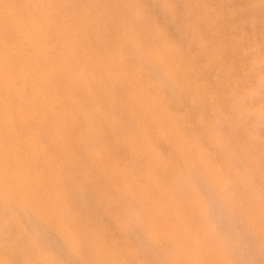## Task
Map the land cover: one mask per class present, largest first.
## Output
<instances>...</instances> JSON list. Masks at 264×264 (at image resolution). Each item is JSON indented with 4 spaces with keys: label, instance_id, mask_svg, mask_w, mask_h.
<instances>
[{
    "label": "bare ground",
    "instance_id": "bare-ground-1",
    "mask_svg": "<svg viewBox=\"0 0 264 264\" xmlns=\"http://www.w3.org/2000/svg\"><path fill=\"white\" fill-rule=\"evenodd\" d=\"M86 1H88V0H86ZM102 1L104 2V0H102ZM124 1L125 0H121L122 5L125 4ZM98 2L96 3V1H95V3L97 5H98ZM192 2H194V1H192ZM258 2H260V1H258ZM113 3H115V2H113ZM155 3H156V1H155ZM160 3H161L160 5H162V7L165 8L166 10L169 7L168 5L170 4V3L167 4L166 0H160ZM204 3H205V5L203 7H204V11H206V8L209 7L210 5H209L208 0L207 1L205 0ZM82 4H84V3H82ZM82 4H81V6H82ZM105 4L107 5V2ZM147 4H148V2H147ZM153 4H154V2H153ZM182 4H184V3H182ZM185 4H186V2H185ZM220 4L222 5V3H220ZM97 5H95V6H97ZM144 5H146V4H144ZM174 5H176V4H174ZM79 6H80V4L77 3L76 0H0V264H62L56 258L55 254H54L56 251H54V253H53V252L49 251V248H43V247L40 248L39 247L40 236H41V233H43V232L38 234L37 231H35L34 229H30L28 226H26L27 224L25 222V219H26L25 217L28 215L33 217L35 220H37L38 224L40 223V224H42V226L44 225L45 227L52 230L56 234V235L55 234L54 235L59 238V240L61 241V243H63V245H65L64 247H66V249L68 251L73 253V255L77 256L78 259L81 262H83L84 264H127L126 259H125L126 257L124 256V254L132 251V249L130 247H123L122 248V246L119 244L116 246L115 245H113V246L109 245L108 246V244L106 245L104 240H106L105 237L108 236V235L105 236V229H107V228L106 227L104 228L103 226L97 224L100 219L98 221H96L97 222L96 223L95 221L92 220V218H91V220H90V218H87L89 215L87 214L88 216L86 217V215L84 214V212L87 210H84V212H83V206L82 205H84V204H82V203L84 201L82 199H80V202L77 203L76 202V199H77L76 196H78V195H76L74 197L76 205L74 204L75 206H72L71 204L68 203V202H71V200H73V199L70 200V198H71L70 189L69 188H63V187H61V189H60V188H58L59 185L57 186V184L59 182L61 183V180L68 177V176H66V174L69 175L68 171H72L70 168L76 169L75 167L78 165V164L76 165L72 159H69L68 158L69 156L67 157V155H70V153L73 152L72 148L74 146L78 147L79 153L81 154V157H82V155H84V156H87V158L92 157L96 162L101 161L103 163V164L101 163L102 167L99 165L98 166L102 168V171L104 168V170L106 169V170H109L110 173L112 172V174L116 178L114 180L115 181L117 180V182H114L115 185H113L114 183L113 184L110 183V185H111L112 189H114V190L117 189L118 192L117 191H115V192L123 195L126 198H128L127 196H131L133 201L136 199V197H139L140 201L141 200L143 201V204L149 203V205H151L153 207L152 208L153 210L149 214L147 213L148 217L145 221L146 226H147L146 229L148 232V239L151 240L150 242H154L155 240L162 238V237L167 238V243L170 245L171 250H169L170 249L169 248V249L162 251V253L167 257L168 260L173 261L176 257H181V258H184L188 264H231V262L229 260V253L223 247L224 245L222 244V242L215 240V238H216L215 229H214L213 224L210 221L211 219L209 220V218H211V217L209 216V218H208V216L206 214L207 208H206V205H204V201L202 202L201 199H199L201 196L199 198L196 196L193 185L191 183H189L188 180H186V179L184 180L183 177H185V176H182L181 173H178L179 175H177L176 173H174L172 175L165 173L167 170L166 161H164V159H162V156L160 155V153L157 152L155 150V147L152 146V144L150 142L151 140L149 141L146 139L147 137L145 138V136H144L145 135L144 130H146V129H144L145 125L143 127L144 130L141 128L142 126L141 127L139 126L140 128H138V126L135 125L138 129L136 128V130H134V131L128 130L129 131L128 132L125 130L128 133H126L125 135L122 134V136H121V134H120V136H117V134H115L114 139L117 141L116 143L120 144L123 147V151H126V153L130 157L128 161L125 160L127 162L124 161V163H122L121 161H119L122 164H119L117 160H113L114 158L109 153L113 148L109 151V147H111V146H109V144L107 143V141L104 140L103 137H102L103 139H101V140L99 139L101 141V143H99V140H98V142H96L93 139L94 142H96V144L99 143L98 146H96L95 148H93V147L90 148L91 146H87L85 148L86 150L84 149V147L81 148L86 142H88V139H92L94 137L100 138V136H103V132H102V128H101L102 125H99V123H95L93 121L94 116H96V113L99 112V107H100L98 100L95 97L96 95L93 96V94H92V92H93L92 89H96V88H94V86L99 87L97 84L98 81L96 82V77H95L96 76L95 74L97 73L98 70L96 69L97 70L96 73L93 74V72L90 71L91 68L90 69L87 68V67H89V65H92L93 67L98 66L99 68L101 67L103 69V71L106 75H107V73L110 75V78L108 77L110 80L114 76L118 80H121V79L124 80L125 79V82H127V83L124 82L125 83L124 88H126L125 94H127L128 100L131 103V108L135 109V111H136L133 113L136 114L139 112V114L142 113L143 115H145L146 113L156 114V116H158V120H160V122H162V124H165L168 126L167 128L162 127L163 125L161 126L162 128H160L159 134H158L159 137L162 138L164 141L169 140V142L171 141V143H174V145H172V146L174 147V150L176 152L175 154H177V157L186 161L188 168H193V167L198 166V168L201 170L204 178L206 179L208 185L211 186L216 191V193L223 199L224 202L230 203L233 208H235V206H236L237 207L236 209L239 210L238 206L234 202V196L231 192L232 181L230 178H226L225 174H223V170L225 168L226 170H228V173L232 176V178L233 177H239V174H238L239 172H237V169L234 166L229 165L224 159L223 160L220 159L221 160L220 162L213 161L214 158L210 155V153L206 149L203 148V146L201 145V143L197 137H195L194 135L193 136L188 135L185 132H183V130L181 128V122L182 121L179 120L178 116H175L176 115L175 112L173 113L172 111L167 110V108L164 109V107H163L164 105L162 106L163 102L161 101V98L159 97L160 95L158 96V93H156L157 92L156 90H158L157 85H155L153 82L148 80L147 83H145L146 84L145 87L138 86V84L141 83V82H139V83L136 82V80L139 79L138 71L140 70L141 67H143L145 65V63L140 58V56L137 55L138 56L137 58H140L139 60L142 61L144 63V65L142 64L143 66L141 65L140 68H138L137 66H135L134 68L131 67L132 68L131 72L130 71L128 72V70H127L128 68L126 69V67H125V65H126L125 59H128V57H125L124 53H122L120 50V49H122V51L125 50L123 47V44L128 39L125 41L123 39L120 40L117 45H115V46L113 45L114 47H112L113 48L112 50L109 49V51H106L104 54H99L98 56L92 55L91 49H94V47H96V46L97 47L101 46V45L103 46L102 43H104L103 42L104 41V35L110 29H108L107 26H100V27L97 26L96 27L97 31L95 33H93L91 31L90 34H92V33L93 34L91 35L90 40H88V42L89 41L90 42L88 44L86 43V45H85L84 42L86 40L82 42L80 35L83 32H85L86 30H90V29H88L89 28L88 25H91L90 24L91 22H89L90 20L89 21L87 20L88 22H85V24H84V23H82L83 19H82V21H80L79 14H82V13H78L79 9L81 8V7L79 8ZM90 6H91V4H90ZM98 6H100V5H98ZM107 6L109 7V4ZM147 6L150 9V5H147ZM157 6H159V4ZM89 7L87 9H84V11L86 10V11H88V13H90L92 11V9H90ZM92 7H94V6H92ZM118 7H119L118 10H120V6H118ZM159 7H161V6H159ZM185 7H186V5H185ZM255 7H256V5H255ZM135 8L136 7H133V6L130 7L131 13L133 15L132 19L135 18L134 21L136 19L140 18V12L138 10H136ZM96 9H98V8H96ZM100 9H99V11H100ZM147 9H145V10H147ZM151 9H153V8H151ZM116 10H115V12H117ZM153 10H154L153 12H155V9H153ZM159 10H161V9H159ZM190 10H191V7H190ZM84 11H82V12H84ZM113 11H111V12H113ZM120 11H118V12H120ZM148 11H150V10H148ZM106 12H108V11H106ZM153 12H152V14H153ZM100 13H102V12H100ZM121 13L122 12H120V14ZM103 14H105V13H103ZM113 14H114V12H113ZM124 14L122 13V15H124ZM189 14H191V13H189ZM111 15H112V13H111ZM115 15H112V16H115ZM125 15L128 16V14H125ZM154 15L156 16V13ZM167 15H169V14H167ZM179 15H180V13H179ZM82 16L83 15H81V18H82ZM100 16H102V15H100ZM89 17H91V16H89ZM162 17H165V20L168 17L170 18V16H167V18H166V15H163V14H162ZM257 17H259V16H257ZM115 18H117V15L115 16ZM87 19H88V17H87ZM94 19H95V17H94ZM111 19H112V17H111ZM130 19L129 20L127 19L128 20L127 22H131ZM184 19H186V17ZM184 19H183V22H184ZM249 19H248V21H249ZM170 20H172V19H170ZM170 20L168 21V23H166V22L165 23L166 24L170 23V25H171ZM117 21L118 20H116L114 22L116 23ZM154 21H155V19H154ZM252 21H253V19H252ZM98 22H101V20H99ZM98 22H96V23L93 22V23H94V25L95 24L98 25ZM180 22H181V19H180ZM117 23H120V22H117ZM134 24H136V23H134ZM103 25H105V24H103ZM113 25L114 24H112V26ZM127 25H129V24H127ZM130 25H132V23H130ZM139 25H142V24H139ZM172 25H173V23H172ZM154 26H155V24H153V26L151 25V27H154ZM155 27H157V24ZM173 28H172V31H173ZM93 29H95V28H93ZM133 29H135V27ZM111 30H110V32H111ZM118 30H120V29H118ZM139 30H140V28H139ZM139 30H138V32H139ZM145 30H147V29H145ZM151 30H153V29H151ZM206 30H207V28H206ZM127 31H128V28H127ZM134 31L137 32L136 29ZM121 32H122V29H121ZM115 33H117V32H115ZM127 33H129V31ZM155 33H156V38H158V41L161 40L160 44L156 46L154 51L150 50L151 48L149 50H147L145 52L146 53L145 56L151 57L153 59L152 60L149 58L150 62L152 60L153 62L155 61V63L159 64L160 66L161 65L165 66V59L168 58V57L166 58L165 55L166 56L168 55L169 59H170V63H168L165 67H163L164 73H166L167 77L169 76L173 80L176 79L177 77L179 78L181 73L177 68L179 67L178 65H180V61H179L180 60L179 58L181 57L180 53L178 54L180 57L176 56L177 55V53H176L177 48H175L176 46L173 45L170 41H168L166 39L163 40V37L161 38L160 29L158 27H157V29H155ZM180 33L181 32H179V34ZM109 34H111V33H109ZM144 34H145V31H144ZM172 34H173V32H172ZM116 35H118V33ZM119 35H120V33H119ZM127 35L128 34H126V36ZM87 36H88V34H87ZM130 36H131V34H130ZM138 36H139V34H138ZM105 37H106V35H105ZM120 37H121V35H120ZM134 37H136L135 34H134ZM225 37L226 36H224V38ZM260 37H262V36H260ZM128 38H130V37H128ZM131 39H134V38L131 37ZM151 39H153V38H151ZM135 40H137V38ZM138 40H139V38H138ZM142 40H144V39H142ZM111 41H109V42H111ZM145 41H146V39H145ZM129 42H131V40ZM142 43H143V41H142ZM206 43H209V42H206ZM106 44L107 43H105V45ZM112 44H114V41ZM155 44H156V42H155ZM128 45H129L130 51H131V48H133V47L130 46L131 45L130 43ZM153 45H154V43H153ZM202 45H204V44H202ZM110 46H111V44H110ZM126 46H127V44H126ZM143 46H144V43H143ZM120 47H122V48H120ZM139 47H138V49L141 48V50H142V47H140V48ZM154 47H155V45H154ZM177 47H179V46L177 45ZM223 48H224V46H223ZM261 48H262V46H261ZM105 49L108 50V48H105ZM145 50H146V48H145ZM134 52H136V54H137V51L135 49H134ZM127 54H125V55H127ZM133 55H135V53ZM142 56L144 57V55H142ZM214 57H216V56H214ZM127 61H129V59ZM134 61H136V60L134 59ZM134 61L133 62L130 61V63L133 64ZM137 62H138V60H137ZM139 64H141V63H139ZM146 65L148 68L150 67L149 69L153 68V67H151L152 65H149V63L148 64L146 63ZM133 66H134V64H133ZM147 67H145L146 71L148 69ZM158 68H160V73H161V67H158ZM149 69H148V72H151L150 74H152L153 71H150ZM155 73H157V72H155ZM155 73H153L155 76V77L154 76L153 77L158 78L159 75H157V77H156ZM178 74H179V76H178ZM259 75H261V74H259ZM147 76H148V73H147ZM256 76H258V75H256ZM165 77H162V78L164 79ZM158 79H160V78H158ZM106 80H108V79L106 78ZM113 80L115 82L118 81V80H115L113 78L110 81L112 86L115 84V82L112 83ZM165 80L168 82V80L166 78H165ZM261 80H263V77L257 78L256 82L259 83ZM175 81L176 80H174V82ZM182 81H184V79H182ZM101 82H99V83H101ZM106 82H104V84ZM110 83H108V85H110ZM164 83L165 82L162 81L163 85H164ZM120 84H122V83H120ZM120 84H118V85H120ZM165 85L168 86L167 84H165ZM180 85H181V83H180ZM197 85H198V83H197ZM102 86L104 87V85H101V87ZM107 86H105L104 89H106ZM166 86L163 88L166 89ZM115 87L117 88V86H115ZM115 87H112V88L115 89ZM225 87H226V85H225ZM124 88H122V89H124ZM173 88H174V86L172 87V89ZM182 88H185V87L182 86ZM109 89H111L110 86H109ZM168 89L169 88L167 87V90ZM170 90H171V88L169 89V91ZM120 91L122 92V90H120ZM192 91H193V89H192ZM158 92H160V91H158ZM101 93H102V91H101ZM181 93L184 94L183 92H181ZM258 94H260V93H258ZM100 95L102 96V94H100ZM111 95L113 96L114 94H111ZM119 95H120V97H122L121 94H119ZM172 95H171V97H173ZM175 95H176V93H175ZM101 96H100V98H101ZM206 96H207V94H206ZM115 97H117L116 94H115ZM110 98H111V96H110ZM118 98H119V96H118ZM118 98H116V100ZM209 98H211V97H209ZM108 100L106 103H108ZM111 101H113V100H111ZM87 102L89 103V106H88V104L86 105ZM259 102H258V104H259ZM120 103H121V101H120ZM101 106H103V105H101ZM124 107H125V105H123V108ZM101 108L102 107H100V109ZM103 108H105V107L103 106ZM238 108H240V107H238ZM108 110H109V108H108ZM115 110L112 111L113 115H114V113L117 112ZM259 110H261V111L264 110V102L263 101L260 104ZM121 111H124V110L122 109ZM112 112H110V113H112ZM250 112H251V110H250ZM120 113H122V112H120ZM130 114H132V113H130ZM152 114H151V116H152ZM222 114H223V112H222ZM98 115H100V114H98ZM98 115L96 117L97 120H99L98 118H100V116H101L100 115L98 117ZM102 115H104L103 112H102ZM119 115H122V114H119ZM248 115H249V113H248ZM103 117L104 118L100 119L99 121L102 124L104 123L105 126H106V124L108 126H110L111 124H113L112 122H116L115 118L114 119L111 118L112 116H110L109 118H108V115L103 116ZM116 117H118V116H116ZM136 117L139 118L140 116L138 115ZM144 117H142V118H144ZM255 117H257V116H255ZM131 118H133V116H131ZM152 118H153V116H152ZM134 119H137V118H134ZM97 120H96V122H97ZM119 120H120V117H119ZM121 120H123V119H121ZM126 120H127V118L125 119V121ZM131 121H132V119H131ZM148 121L146 124H148ZM152 121H153V119H152ZM136 122H135V124H138V122L137 123ZM142 122H145V120L144 121L142 120ZM117 123H116V125H117ZM122 124H123V121H122ZM141 124H145V123H141ZM156 124L157 123H155V125ZM104 125H103V127H104ZM127 125H129V124H127ZM120 126H119V128H120ZM130 126L132 127L131 124H130ZM112 127H114V126H112ZM126 127H128V126H126ZM109 129L103 130L104 134H105V131L106 130L108 131ZM121 129H123V127H121ZM124 129H125V127H124ZM157 129H158V127H157ZM132 130H133V128H132ZM122 131L125 133L124 130H122ZM110 132H111V130H110ZM116 133H117V131H116ZM119 133H121V132H119ZM111 134L112 133H110V135ZM149 135H147V136H149ZM212 135H214L216 137H214ZM208 136L213 139L212 142L214 143V145L216 146V148L218 150L224 149V147L222 145L223 143L217 135L211 134L209 132ZM107 140H108V138H107ZM109 141H110V139H109ZM223 142H224V140H223ZM94 144L95 143H93V145ZM228 144H229V142H228ZM263 144H264V142H263ZM84 146H86V144ZM88 147L91 151L89 149H88L89 151H87ZM166 147H168V146H166ZM121 149H120V151H122ZM250 149H251V147H250ZM163 150H162V152H163ZM117 151H119V150H117ZM259 153H260L259 161L261 163L260 165H262V164L264 165V151L261 150ZM143 154H145V156H146V154L149 155V157H151V162L149 161L150 163L145 164V166L143 165L144 167L142 169L141 174L136 176L132 173L133 168H132V164H130V163L134 164V161L136 159L139 160L140 156H142ZM75 155H76V153H75ZM81 157H79V155H78V158L81 159ZM78 158H77V160H78ZM83 158L85 159V157H83ZM123 159H124V157H123ZM86 161H87V159H86ZM90 162H92L91 159H90ZM79 166L77 168V171L79 173H81L80 175L81 176L83 175L82 177H84L85 172H86L87 175H85V176H88V172L86 170L84 171L81 167L79 168ZM86 166H87V164H86ZM256 167H257V169L259 168L258 170L260 172L257 171ZM89 168H90V166H89ZM250 168L256 170L255 172H256V175L258 177L257 181L260 184V186L264 188V166L260 168L259 165L252 164V165H250ZM56 171L59 172L61 174V176L59 173H58L59 174L58 175L56 173ZM65 171L68 173H66L64 175L63 173H65ZM92 173H94V172H92ZM62 174L64 175V177H62ZM89 174H90V172H89ZM70 177L71 176H69V178ZM72 179H73V177H72ZM108 179H110V178H108ZM111 179H110V181H111ZM142 179L145 180V182H146L145 187H143L141 185ZM196 180H197V178H196ZM64 181L62 182V184L64 183ZM99 181H102L101 178ZM190 181H192V180H190ZM86 182H87V179H86ZM86 182H85V184H86ZM95 182H96L97 188L95 187L94 191H96V189H97L98 194L100 195L101 199L103 198V200H105L107 197L106 194L110 193V192H108L109 191L108 188H110V187L107 184H105L107 186V188L100 187L101 186V184H99L100 182L99 183L97 181H95ZM103 182H104V180H103ZM66 183L74 184L75 181L73 183V181H71V179H70L69 182H67V180H66ZM77 185H79V184H77ZM86 185H85V187H86ZM91 185H93V183ZM245 185L246 184H244V186ZM247 186H249V183L246 185V187ZM90 187H92V189H93V186H90ZM79 188H81V186ZM79 188H78V190H79ZM83 189L84 188H82V190ZM89 189H91V188H89ZM238 189H241V188L238 187ZM149 190H151L153 192L158 191V193L162 196L163 200L160 203L152 201ZM72 191H74V190H72ZM106 191H107V193H106ZM79 192H80V190H79ZM77 193L78 192L76 191L75 194H77ZM80 193H83V192H80ZM87 195H89V194H87ZM79 196H82V194ZM114 196H116V195H114ZM83 197H81V198H83ZM85 197H86V195H85ZM89 197H91V195H89L87 197V199ZM118 197H120V195ZM155 198H157L156 195H155ZM93 199L94 198L91 199L92 201H90V199H89V201L93 202ZM117 199L118 198H116V200ZM260 199L254 193H251L250 199H249L250 203H249V206L247 207V209L244 211V208L242 206L240 207V209H241L242 214H244L245 222L248 224V226L250 225V227L253 229V231L255 233L258 234L259 238L261 239V242L264 244V205L261 203ZM68 200H70V201H68ZM95 200H94V202H95ZM85 201H88V200H85ZM98 202H100V198H99V201H97L95 203H98ZM245 202H247V201H245ZM71 203L73 204L74 201H72ZM88 204L86 206H88ZM105 204H107V203H105ZM126 204H127V202H126ZM93 205L91 204V207H93ZM225 206H227V205H225ZM89 207H90V205H89ZM95 207H96V205H95ZM108 207H109V204H108ZM84 208H86V207H84ZM122 210H124V209H122ZM146 210H148V209H146ZM89 212L91 213L90 208H89ZM85 213H88V212H85ZM112 213H113V211H112ZM115 213H117V212H115ZM135 213H137V212H135ZM143 214H145V213H143ZM106 215H107V213H106ZM96 216L97 215H95V217ZM132 216L133 215L131 214L129 217L131 218ZM115 218H117V217H115ZM101 219H102V217H101ZM133 219H134V221L136 220L137 222L140 221L139 217L137 215H134L132 220ZM108 238H109V236H108ZM52 240H54V239H52ZM48 247H49V244H48ZM60 255H59V257H60ZM134 264H137V263H134Z\"/></svg>",
    "mask_w": 264,
    "mask_h": 264
},
{
    "label": "rangeland",
    "instance_id": "rangeland-1",
    "mask_svg": "<svg viewBox=\"0 0 264 264\" xmlns=\"http://www.w3.org/2000/svg\"><path fill=\"white\" fill-rule=\"evenodd\" d=\"M95 1H96V3L99 1L98 5H100V6H98L95 3ZM118 1L119 0H104V2L102 0H94V1L93 0H91V1L90 0H88V1L76 0V2L80 4L79 8L81 7L80 9L78 8L79 9L78 13H82V14H79L80 21H82V19H83L82 23H84V24H85V22H88L89 20H90L89 22H91L90 23L91 25H88V27H89L88 29H90V30L85 31L88 34V36L85 32H83L82 33L83 35L82 34L80 35L81 41L83 42L86 40L84 42V44L85 45H86V43L88 44L90 42V41L88 42V40H90L91 35L97 31V28H96L97 26H99V27L100 26H107L108 29H110V30L112 29L111 32H110V30H108L105 34L106 37L104 35V41H103L104 43H102L103 46L102 45L98 46V47L96 46V47H94V49H91L92 55L98 56L99 54H104L106 51H109V49L112 50L113 49L112 47L117 45L120 40L123 39L125 41L128 39L127 41H125V43L127 44L128 47L126 46L125 43H124L125 45L123 44V47L126 51L124 50L125 51L124 52V51H122V49H120L121 52L124 53V56L128 57V59H129V61H127L128 59H125L126 60L125 67H126V69L128 68L127 69L128 72L129 71L131 72L132 68H134L135 66L140 68L142 64L144 65V63H145V65H146V63L147 64L149 63V65H152L151 66V67H153L152 69H149L150 67L148 68L147 65L146 66L144 65V66L147 67L150 71H153V73L159 72L158 74L157 73H155V74H156V77H157V75H159L158 78H160V79L154 78L155 77L154 74L153 73L150 74L151 72H148V69L146 71V68L142 65L143 66V67H141L142 69L140 68V70L138 71L139 79H137L138 81L136 80L137 83L141 82L138 84V86L145 87L146 86L145 83H147L148 80L153 82L155 85H157L158 90H156L157 91L156 93H158V96L160 95L159 97L161 98V101L163 102L162 106L164 105L163 106L164 109L167 108V110L172 111L173 113L175 112V114H176L175 116H178L179 120L182 121L181 122V128H182L183 132H185L188 135H192V136L194 135L195 137H197L199 139L201 145L203 146V148L206 149L210 153V155L214 158L213 161L220 162L221 160L224 159L229 165H232L237 169V172H239L238 173L239 177H233L232 178V176L228 173V170H226L225 168L223 170V174H225L226 178H230L232 181L231 192L234 196V202L238 206L239 210L236 209L237 208L236 206H235V208H233L230 203L224 202L223 199L216 193V191L211 186L208 185L206 179L204 178V176H203L201 170L198 168V166L193 167V168H188L187 164H186L187 162L182 160L181 158L177 157V154H175L176 152L174 150V147L172 146V145H174V143H171V141L169 142V140L164 141L162 138L159 137L158 134H159L160 128H162V127L167 128L168 126L165 124H162V122H160V120H158V116H156V114L146 113L145 115H143L142 113L139 114L138 111H137L138 113H136V114L133 113L136 111H135V109L131 108V103L128 100L127 94H125L126 88H124V87H125V83H127V82H125V79L124 80H122V79L118 80L114 76L113 78L115 80H118L117 82H115L114 80L112 81V83H114V82H115V84L117 83L116 85L114 84L115 86H117V88H116L114 85L112 86L110 83V81L113 78H111V80H110L109 79L110 75L108 73L106 75L104 73L103 69L101 67H100L101 68L100 69L98 66L93 67L92 65H89V67H87V68H89V69L91 68L90 71H92L93 74L96 73V71L98 70L97 73L95 74L96 75L95 77H96V82L98 81L97 84L99 87L94 86V88H96V89H92L93 90L92 94H93V96L96 95L95 97L97 98L100 107L103 108V106H104L105 108L100 109V107H99V112L96 113V116H94L93 121L95 123H99V125H102L101 128H102L103 136H100V138L94 137L92 139H88V142L85 143L86 146H84L85 145L84 144L81 148L84 147V149H85L87 146H91L90 148H92V147L95 148L96 146H98L99 143H101L100 140L104 138V140L107 141L109 146H111V147H109V151L113 148L112 149L113 151L111 150L109 152L110 155L114 158L113 160H117L119 164H122V163H124L125 160L128 161L130 157L126 153V151H123V147L120 144L116 143L117 141L114 139L115 134H117V136H120V134H121V136H122V134L125 135L129 131L136 130V128H137L136 126H138V128H140L142 126L141 128L143 129V127L145 125L144 129H146V130L143 129L144 134H145L144 135L145 138L147 137L146 138L147 140H149V141L151 140L150 142H151L152 146L155 147V150L160 153V155L162 156V159H164V161H166L167 170L165 173H168L169 175H172L174 173L179 175L178 173H181L182 176H185V177H183L184 180L185 179L188 180V182L193 185L196 196L198 198L201 196L199 199H201L202 202L204 201V205H206V208H207L206 214H207L208 218H209V216L211 217V218H209V220L211 219L210 221L213 224L214 229H215V235H216L215 240L222 242V244L224 245L223 247L229 253V260H230L231 264H264V244L261 242V239L259 238L258 234L255 233L253 231V229L250 227V225L248 226V224L245 222L244 214H242L241 209H240L241 206L244 208V211L247 209V207L249 206V203H250L249 199H250L251 193H254L256 196H258L259 199L261 198L260 201L264 205V199H263L264 198V196H263L264 195V188L261 187L257 181L258 177H257L256 172H255L256 170L250 168V165H252V164H257V165H259L260 168L264 166L263 164L260 165L261 163L259 161V155H260L259 152L261 150L264 151V144H263V142H264L263 141L264 140V119H263L264 118V110L263 111L259 110L260 104L262 103V101L264 102V99H263L264 98V37H263L264 36V0H262V1L261 0H221V1L220 0H208L210 6L206 8V11H204V7H203L205 5V3H204L205 0H166L167 4L170 3L168 5L169 7L167 8V10L165 8H163L162 5H160L161 4L160 0H152V1L151 0H149V1L148 0H125L124 1L125 4H123V5L121 3V0L119 2ZM155 1H156V3L157 2L158 3L156 4ZM192 1H194V2H192ZM258 1H260V2H258ZM106 2H107V5L109 4V7L105 4ZM113 2H115V3H113ZM147 2H148V4H147ZM153 2L155 5L153 4ZM185 2H186V4H185ZM82 3H84V4H82ZM143 3L146 5H144ZM182 3H184V4H182ZM220 3H222L223 6ZM81 4H82V6H81ZM90 4H91V6H90ZM158 4L161 7L157 6ZM174 4H176V5H174ZM192 4L193 5L195 4V5L193 6ZM95 5H97V6H95ZM147 5H150V9ZM185 5H186V7H185ZM255 5H256V7H255ZM87 6L88 7L90 6L89 8L92 9V11L90 13H88V11H86V10L84 11V9L88 8ZM92 6H94V7H92ZM118 6H120L121 11L118 10L119 9ZM132 6L136 7L135 9L140 12V18H139L140 20L136 19L134 21L135 18L132 19L133 15H132L131 9H130V7H132ZM190 7H191V10H190ZM96 8H98V9H96ZM113 8L115 10L117 9L116 10L117 12H115V10ZM151 8L155 9V12H153L154 10ZM158 8L161 9L162 11L159 10ZM99 9H100V11H99ZM145 9H147V10H145ZM81 10L84 12H82ZM105 10L108 12H106ZM148 10H150V11H148ZM111 11H113L114 14ZM118 11L122 12L123 14L124 13L128 14V16L125 14L122 15V13L120 14V12H118ZM100 12H102V13H100ZM152 12H153V14H152ZM103 13H105V14H103ZM111 13H112V15L116 14L117 18H115L116 15L112 16ZM155 13H156V16L154 15ZM179 13H180V15H179ZM189 13H191V14H189ZM162 14L166 15V18H167V16H170V18L168 17L166 19L167 20L166 21L165 17H162ZM167 14H169V15H167ZM81 15H83L82 18H81ZM100 15H102V16H100ZM89 16H91V17H89ZM93 16L95 17L96 20L94 19ZM257 16H259V17H257ZM87 17H88V19H87ZM111 17H112V19H111ZM185 17H186V19H184ZM126 18L128 20L130 19L131 22H127L128 20ZM179 18L181 19V22H180ZM98 19L101 20V22H98L99 21ZM154 19H155V21H154ZM170 19H172V20H170ZM183 19H184V22H183ZM248 19H249V21H248ZM252 19H253V21H252ZM116 20H118L117 22H120V23H117V22L115 23L114 21H116ZM169 20L171 21V25H170V23L166 24V23H168ZM93 22H95V23L98 22V25L97 24L94 25ZM122 22L123 23L125 22V23L123 24ZM151 22L153 24H155V26L157 24V27L160 29V34H161L160 36H161V38L163 37V40L166 39V40L170 41L173 45L176 46V47L174 46L175 48H177L176 49L177 50L176 56L180 57L178 55L179 53L181 55V57L179 58L180 59L179 60L180 65H178L179 67L177 68L181 73V75H180L181 77L178 74L179 78L177 77L176 79H174V80H176L175 82L171 77H169V76L167 77L166 73H164V70H163V67H165L168 63H170V59H169L168 55L167 56L165 55L166 58L168 57L167 59H165V66L164 65L160 66L159 64L155 63V61L153 62L152 61L153 59L151 57L145 56V54H146L145 52L147 50H149L151 48L150 50L154 51L156 46L159 45L160 41H161V40L158 41V38H156L155 29H157V27H155V26L151 27V25L153 26V24ZM102 23L105 25H103ZM130 23H132V25H130ZM134 23H136V24H134ZM172 23H173V25H172ZM112 24H114V25L112 26ZM127 24H129V25H127ZM139 24H142V25H139ZM134 27L137 30V32L134 31L135 30V29H133ZM93 28H95V29H93ZM127 28H128L129 33L131 32L130 33L131 36L129 33H127L128 32ZM139 28L141 31L139 30ZM150 28L153 30H151ZM172 28H173V31H172ZM206 28H207V30H206ZM118 29H120V30H118ZM121 29H122V32H121ZM145 29H147V30H145ZM138 30H139V32H138ZM91 31L93 32L92 34H90ZM144 31H145V34H144ZM115 32H117L118 35H116L117 33H115ZM172 32H173V34H172ZM179 32H181V33L179 34ZM109 33H111L112 35ZM119 33H120L121 37H120ZM133 33L135 34L136 37H134ZM137 33L139 34V36ZM126 34H128V35L126 36ZM224 36H226V37L224 38ZM260 36H262L263 38ZM128 37H130V38H128ZM131 37H133L134 39H131ZM136 38H137V40H135ZM138 38H139V40H138ZM151 38H153V39H151ZM129 39L131 40V42H129L130 41ZM142 39H144V40H142ZM145 39H146V41H145ZM109 41H111V42H109ZM113 41H114V44H112ZM142 41L144 43V46H143ZM152 42L154 43L155 47H154ZM155 42H156V44H155ZM206 42H209V43H206ZM105 43H107V44L105 45ZM129 43L131 44L130 46L133 47V48H131V51H130V47L128 45ZM110 44H111V46H110ZM202 44H204V45H202ZM138 45L140 47H142V50ZM177 45L179 47H177ZM137 46L140 49H138ZM223 46H224V48H223ZM261 46H262V48H261ZM105 48H108V50ZM120 48H122V47H120ZM145 48H146V50H145ZM134 49L137 51V54H136V52H134ZM134 53H135V55H133ZM125 54H127V55H125ZM137 55L140 56V58L143 60L144 63L139 60L140 58H137L138 57ZM142 55H144V57ZM214 56H216V57H214ZM149 58L152 59L151 62H150ZM134 59L136 61H134ZM137 60H138V62H137ZM130 61L131 62L134 61V63H133L134 66L132 63H130ZM139 63H141V64H139ZM158 67H161V73H160V68H158ZM147 73H148V76H147ZM259 74H261V75H259ZM256 75H258V76H256ZM162 77H165L168 80V82L165 80V78L163 79ZM259 77H263V80H261L262 82L260 81L258 83V82H256V79ZM106 78L108 80H106ZM182 79H184V81H182ZM162 81L165 82L164 85L165 84L168 85V86L165 85L166 89L163 88L165 86L162 84ZM99 82H101V83H99ZM104 82H106V83L104 84ZM108 83H110V85H108ZM120 83H122V84H120ZM180 83H181V85H180ZM197 83H198V85H197ZM118 84H120V85H118ZM101 85H104V87L103 86L101 87ZM225 85H226V87H225ZM105 86H107V88H106L107 90L104 89ZM109 86L111 89H109ZM173 86H174V88L172 89ZM182 86L185 88H182ZM112 87H115V89H113ZM121 87L124 89H122ZM167 87L169 89L171 88V90L170 91H169V89L167 90ZM192 89H193V91H192ZM120 90H122V92ZM101 91H102V93H101ZM158 91H160V92H158ZM174 92L176 93V95ZM181 92H183L184 94H182ZM258 93H260V94H258ZM100 94H102V96ZM111 94H114V95L112 96ZM115 94L117 97H115ZM119 94H121L122 97H120ZM206 94H207V96H206ZM107 95L108 96L110 95L111 98H110V96L108 97ZM171 95L173 97H171ZM100 96H101V98H100ZM118 96H119V98H118ZM209 97H211V98H209ZM116 98H118V99L116 100ZM107 100H108V103L110 102L109 104L106 103ZM111 100H113V101H111ZM120 101H121V103H120ZM258 102H259V104H258ZM87 104L89 106L88 102L86 103V105ZM110 104L112 106L114 105L116 108L114 106L112 107ZM101 105H103V106H101ZM123 105H125L124 108H123ZM238 107H240V108H238ZM108 108H109V110H108ZM122 109L124 111H121ZM113 110L117 111L116 113H114V115L112 112ZM250 110H251V112H250ZM109 111L112 113H110ZM119 111L122 113H120ZM102 112L104 113V115H102ZM222 112H223V114H222ZM130 113H132V114H130ZM248 113H249V115H248ZM98 114H100L102 117ZM119 114H122V115H119ZM137 114L140 117L142 115H143L142 117L145 116L144 117L145 119L142 117L141 118L136 117V116H138ZM151 114H152L153 118H152ZM97 115H98V117L100 116V118H98L99 120L104 118L103 116H107V115H108V118L110 116H112L111 117L112 119L115 118L116 122L111 121L113 123L111 125L114 126L115 128L112 127L111 125L108 126L106 124V126H105L104 123L103 124L100 123V121L96 119ZM116 116H118V117H116ZM131 116H133V118H131ZM255 116H257V117H255ZM119 117H120V120H119ZM126 118H127V120L125 121ZM134 118H137V119H134ZM121 119H123V120H121ZM131 119H132V121H131ZM141 119L143 121L145 120V122H142ZM152 119H153V121H152ZM96 120H97V122H96ZM122 121H123V124H122ZM136 121L138 122V124H135ZM147 121H148V124H146ZM116 123H117V125H116ZM141 123H145V124H141ZM155 123H157V124L155 125ZM127 124H129V125H127ZM130 124L132 125V127L130 126ZM103 125H104V127H103ZM119 126H120V128H119ZM126 126H128V127H126ZM121 127H123V129H121ZM124 127H125V129H124ZM157 127H158V129H157ZM132 128H133V130H132ZM105 129H109V130L108 131L106 130L105 134H104L103 130H105ZM110 130H111V132H110ZM122 130H124V131L129 130V131L128 132L125 131V133H124ZM116 131H117V133H116ZM118 131L121 133H119ZM209 132L211 134L217 135L220 138V140L223 143L222 144L224 147L223 150H218L216 148V146L212 142L213 139L208 136ZM110 133H112V134L110 135ZM147 135H149V136H147ZM212 136H214V135H212ZM214 137H216V136H214ZM107 138H108V140H107ZM93 139L96 142H98V140L100 139L99 143L96 144V142H94ZM109 139H110V141H109ZM223 140H224V142H223ZM228 142H229V144H228ZM93 143H95V144L93 145ZM165 145L168 147H166ZM250 147H251V149H250ZM88 149H89V147L87 148V151L90 150V149L89 150ZM120 149L122 151H120ZM117 150H119V151H117ZM162 150H163V152H162ZM72 151H73L72 153L74 155L72 153H70V155H67V157L69 156L68 158L72 159L75 162V164L76 165L78 164V165L75 167L76 169L70 168L72 171L67 170L69 172V175L66 174L68 172L65 171V173H63V174L64 175L66 174V176H68V177L61 180V183L59 182L60 184L58 183L57 186L59 185L58 188H60V189H61V187L70 189V192H71L70 200L73 199V200H71V202L74 201V203L73 204L71 202H68V203L71 204L72 206H75L76 202L79 203L80 199H82L86 203L85 204L83 202L82 204H84V205H82V206H83V212H84V210H87L85 212H88V213L84 212L86 217L88 215L90 216V217L88 216L87 218H90V220L92 218V220L95 222L98 221L99 219L101 220V221L99 220L98 223L97 222L96 223L98 225L103 226L104 228L105 227L107 228V229H105V236L108 235L109 238H108V236L105 237L106 240H104V242L106 245L108 244V246L109 245L110 246H113V245L116 246L119 244L122 246V248L123 247H130L132 249V251L124 254V256L126 257L125 259H126L127 264H134V263H137V264H188L185 261V259L181 258V257H176L173 261H170L162 253V251L170 248V245L167 243V238L162 237V238L155 240L154 242H150L151 240L148 239V232L146 229L147 226H146L145 221L148 217L147 213L149 214L153 210L152 209L153 207L151 205H149V203L143 204V201L142 200L140 201L139 197H136V199L133 201L131 196H127L128 198L130 197L128 199V198L124 197L123 195L118 194L117 189L116 190L112 189L111 185H110V183L113 184L114 182H117V180L116 181L114 180L116 178L114 177L112 172L110 173L109 170L105 169L106 170L105 171L103 168V171H102L101 165L103 163L101 161L96 162L92 157L87 158V156H84V155H82V157H81V154L79 153V149L76 146H74L72 148ZM74 152L76 153L77 156L75 155ZM78 155H79V157H81V159L78 158ZM83 157H85V159ZM123 157H124V159H123ZM77 158H78V160H77ZM86 159H87V161H86ZM90 159L92 162H90ZM119 161H121L122 163H120ZM127 161H125V162H127ZM135 161H134L135 165L133 163H130V164H132V168L134 169V170L132 169V173L137 176V175L141 174L142 169L145 166V164L151 162V157H149V155H147V154H146V156H145V154H143L142 156H140L139 160L136 159ZM86 164H87V166H86ZM98 165L101 167H99ZM78 166H79V168L81 167L84 171L86 170L88 172V176H85V175H87L85 172L84 177H82L83 175L81 176L80 175L81 173H79L77 171ZM89 166H90V168H89ZM256 169H257V167H256ZM258 169H257V171H259ZM89 172H90V174H89ZM92 172H94V173L96 172V173L94 174ZM56 173L58 174L59 172L56 171ZM63 174H62V177H64ZM60 176H61V174H60ZM69 176H71V177L69 178ZM72 177H73V179H72ZM100 178L102 181H99ZM108 178H110V179L112 178L111 181ZM196 178H197V180H196ZM70 179H71V181H73V183L75 181V183L74 184L66 183V180H67V182H69ZM86 179H87V182H86ZM103 180H104V182H103ZM190 180H192V181H190ZM63 181H64V183H63L64 185L62 184ZM76 181L77 182L79 181V182L77 183ZM95 181H97L98 183L100 182L99 183V184H101L100 187L107 188V186L105 184H107L110 187V188H108V190H109L108 192H110V193L106 194L107 197L105 200H103V198L101 199L100 195L98 194L97 189H96V191H94V189L96 187ZM85 182L87 185L85 184ZM92 183H93V185H91ZM141 183H142L141 185L143 187L146 186L145 180L142 179ZM248 183H249V186L246 187V185ZM77 184H79V185H77ZM82 184L83 185L85 184L86 187H85V185L83 186ZM244 184H246V185L244 186ZM113 185H115V183ZM80 186H81V188H79ZM87 186L91 189H89ZM90 186H93V189ZM238 187L241 189H238ZM78 188H79L80 192H83V193H80ZM82 188H84V189L82 190ZM72 190H74V191H72ZM88 190L89 191L91 190V191L89 192ZM76 191L78 192L77 194H75ZM115 191H117V192H115ZM149 191H150L152 201L160 203L163 200L162 196L158 193V191H155V192H153L151 190H149ZM106 193H107V191H106ZM81 194H82V196H79ZM87 194L91 195V197H89L88 199H87V197L89 195H87ZM76 195H78L79 197ZM85 195H86V197H85ZM114 195H116L117 197ZM119 195H120V197H118ZM155 195L157 198H155ZM75 196L77 197V199L79 201L76 199V202H75V199H74ZM81 197H83V198H81ZM92 198H94L93 202H90V201H92L91 200ZM99 198H100V202H98L99 204L95 203V202L99 201ZM116 198H118V199L116 200ZM89 199H90V201H89ZM70 200H68V201H70ZM85 200H88L89 202L85 201ZM94 200H95V202H94ZM245 201H247V202H245ZM126 202H127V204H126ZM105 203H107V204H105ZM87 204H88V206H86ZM91 204L92 205L94 204L93 207H91ZM108 204H109L110 208L108 207ZM89 205H90V207H89ZM95 205H96V207H95ZM225 205H227V206H225ZM84 207H86L87 209ZM88 207L90 208L91 213L89 212ZM122 209H124V210H122ZM146 209H148V210H146ZM112 211H113V213H112ZM115 212H117V213H115ZM135 212H137V213H135ZM106 213H107V215H106ZM143 213H145V214H143ZM94 214L97 216L95 217ZM131 214L133 216L137 215L139 217L140 221L137 222L136 220L134 221V219L132 220L133 216L131 218L129 217ZM101 217H102V219H101ZM115 217H117V218H115ZM25 218L24 219H25V222L27 224L26 226H28L30 229H34L35 231L38 232V234L43 232V233H41V236H40V242H39L40 248H42V247L43 248H49V251H51L53 253H54V251H56L57 253L55 252L54 254H55L56 258L62 264H84L83 262H81L78 259L77 256L73 255V253H71L70 251H68L66 249V247H64L65 245H63V243H61L59 238L57 236H55L56 234L52 230L45 227L44 225L42 226V224H40V223L38 224L37 220H35L33 217H31L29 215L26 216ZM52 239H54V240H52ZM48 244H49V247H48ZM169 250H171V248ZM59 255H60V257H59Z\"/></svg>",
    "mask_w": 264,
    "mask_h": 264
}]
</instances>
